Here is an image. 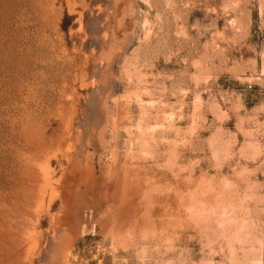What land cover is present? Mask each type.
<instances>
[{
  "label": "rangeland",
  "instance_id": "374dc122",
  "mask_svg": "<svg viewBox=\"0 0 264 264\" xmlns=\"http://www.w3.org/2000/svg\"><path fill=\"white\" fill-rule=\"evenodd\" d=\"M4 222L0 264H264V0H0Z\"/></svg>",
  "mask_w": 264,
  "mask_h": 264
},
{
  "label": "bare ground",
  "instance_id": "6f19581e",
  "mask_svg": "<svg viewBox=\"0 0 264 264\" xmlns=\"http://www.w3.org/2000/svg\"><path fill=\"white\" fill-rule=\"evenodd\" d=\"M23 127V126H22ZM26 127V126H25ZM33 132H35V131H33ZM13 214H15V213H13ZM7 218V217H6ZM4 220H6V219H4ZM5 225V222H4V224H1L0 225V227H2V226H4Z\"/></svg>",
  "mask_w": 264,
  "mask_h": 264
}]
</instances>
